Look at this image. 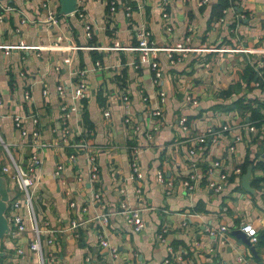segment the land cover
Returning <instances> with one entry per match:
<instances>
[{
	"label": "crops",
	"instance_id": "1",
	"mask_svg": "<svg viewBox=\"0 0 264 264\" xmlns=\"http://www.w3.org/2000/svg\"><path fill=\"white\" fill-rule=\"evenodd\" d=\"M110 1L76 0L75 11L63 15L57 0H0L1 6L12 8L0 21V44L21 41L41 47L7 54L0 50V174L11 193L5 216L9 231L15 212L25 226L17 236L8 232L1 238L0 264H38L28 246L32 234L24 208L11 207L21 195L1 168L10 167L8 155L25 165L39 143L43 145L35 148L39 164L30 187L31 203L37 225L55 230L50 245L44 240L47 234L41 239L44 264H108L111 259L98 244L99 234L117 248L115 264H174L173 255L180 256V264H264V245L251 242L252 253L232 234L249 226L256 238L264 235V123L255 128L249 113L241 116L221 108L238 98L264 101V89L254 86L259 70H264V0H234L223 8L221 21L212 16L218 0L201 5L199 0H112L115 8L109 11ZM125 4L131 6L129 16H125ZM21 13L26 22L20 23ZM48 14L56 16V22L45 21ZM139 27H146L158 46L183 44L188 36L185 45L191 48L236 50L173 53L172 63L158 52L159 87L164 92V101L159 103L152 73L138 62L136 52L102 49L114 43L136 44ZM250 67L257 75H250ZM78 70L84 71L87 90L82 99L71 93ZM59 85L63 88L60 95ZM228 89L229 95L221 94ZM122 94L127 96L130 119L126 125ZM61 105L74 107L65 139ZM154 109L160 116L152 115ZM259 113L264 116V108ZM14 116L21 119L24 137L13 126ZM180 117L186 119L184 130L178 124ZM32 131L36 138L31 137ZM203 134L202 150L190 155L194 138ZM73 139H84L95 155L96 200L91 197L84 152L68 146ZM133 143L140 147V178L129 168L128 148ZM229 145L232 150L227 149ZM71 151L76 152L74 159L69 158ZM245 158L253 166L251 193L241 189V173L234 172ZM212 160H219L217 171L227 174L218 194L205 185L217 173L205 175ZM55 165H61L56 176ZM158 170L172 181L170 187L157 182ZM191 172L196 180L187 191L179 180ZM120 203L141 209L144 225L140 231L132 230L116 213ZM102 213L108 216L100 228L97 216ZM72 220L79 222L77 236L67 229ZM220 225L225 226L222 233ZM161 228L165 229L162 240L157 238ZM48 250L54 256L52 263L46 259Z\"/></svg>",
	"mask_w": 264,
	"mask_h": 264
},
{
	"label": "built area",
	"instance_id": "2",
	"mask_svg": "<svg viewBox=\"0 0 264 264\" xmlns=\"http://www.w3.org/2000/svg\"><path fill=\"white\" fill-rule=\"evenodd\" d=\"M207 0H199L198 4H204L206 3ZM115 8V3L114 1L109 2V11H113ZM9 10H12L11 7H6V6H1L0 5V21L3 18L4 12H7ZM124 10H125V16H129V13L131 11V6L128 4L124 5ZM222 14L225 13V9L222 10ZM82 14L79 12L78 16H81ZM163 18L166 17L165 13H162L161 15ZM219 21L222 20V16L218 18ZM27 19L25 16L21 13L20 15V23L26 22ZM45 21L48 22H56V16L53 14H48L47 18ZM187 32L191 31V28L188 27L186 29ZM85 36L89 37V30L88 26H85ZM183 41V44H177L174 46H158L154 44L153 41L150 39V31L146 27H139L136 32V44L131 45V46H121L118 43H114L112 46L109 47H103L102 49H121V50H128V51H134L137 53L138 56V62L140 63H145L148 68L150 69L152 75H151V83L153 86L156 88V94L158 96V101L159 103H162L164 101V92L160 89V76L161 72L157 64V53L162 52L166 55L168 58L169 63H172V54L173 53H183V52H189V51H229V50H236V49H219V48H203V47H197V48H191L187 45H185V42L189 40L188 36H185ZM53 47V46H52ZM58 47V46H54ZM75 48V47H73ZM85 48H99V47H94V46H87ZM41 47L38 45H27L24 44L21 41H18L15 44H9V43H2L0 44V50H3L5 54H7L11 50H35L38 51L40 50ZM243 52L247 53L249 50L247 49H241ZM64 62H67L68 59L65 58L63 59ZM76 74V79L75 83L71 87V93L74 95L75 98L77 99H82L87 95V90H86V84L85 81L83 80L84 76V71L83 70H78L74 72ZM254 86L260 87L264 89V74H259V79L254 82ZM57 94H62L63 88L59 85L56 87ZM25 97L27 95L25 94ZM121 101L122 105L125 109L124 111V117L122 119V122L124 125L128 124L130 122L128 113H127V96L122 94L121 96ZM188 101L191 103H195L194 100L190 99L189 97L186 98ZM74 110L73 106H69L68 108L65 105H61L59 107L60 111V124H61V135L63 138H67V136L70 134V131L67 126V120L70 116V112ZM107 112H103V116H107ZM153 116H160V111L158 109H154L152 111ZM13 121V126L19 131V134L21 137H24L26 135V131L22 126L21 119L18 116H14L12 118ZM186 119L184 117H180L178 120V124L182 130L186 129V124H185ZM225 129V127H222ZM133 129L136 130L137 127L133 126ZM248 130H253L252 126H248ZM31 137L37 136V133L35 131H32L30 133ZM206 135H199L196 136L194 139V145L190 148H188V153L190 155L200 152L203 148V144L205 141ZM214 140V138H213ZM43 143H39L35 146V148L42 147ZM71 147L74 151L80 150L83 151L86 157V165H87V179L88 182L91 186L92 189V199L96 200L98 199V193L96 192L94 188V183L97 182L98 180V167L95 162V155L94 153L89 150L90 148L87 143L85 142L84 139H73L70 140V143L68 145ZM33 149L30 155L28 156V160L25 165L20 166L19 164L15 163V161L12 159L10 155V167L9 166H2L1 171L8 173L9 175V180L10 182L13 183V186L17 190V192L21 195V200L18 201L17 199L15 201H12L11 207L13 210H17L20 206L24 208V211L26 213V218L29 222V230L32 234V240L29 242L28 246L31 250H33L36 255H37V260L38 264H44V258L41 253V239L43 238L44 235L47 234V236L44 238L46 244H51L53 241V235L55 230H51L47 228V226H43L42 228L37 225L33 208H32V203H31V196H30V187L33 184L34 177L33 173L37 165L39 164V158L36 154L37 150ZM88 149V150H87ZM227 149L232 150L233 147L231 145L227 146ZM140 147L136 144H130L128 148V162H129V168L131 171V174L135 178H140L141 173L139 171V165H138V154H139ZM71 151L69 158L74 159L76 152L72 153ZM220 161L219 160H212L211 162L208 163L206 169H205V175L209 176L213 172H216L217 169L220 167ZM61 169V165H55L53 174L56 176L58 174V171ZM236 174H240L239 168H236L234 171ZM227 174L223 171H217L215 178L207 179L205 182V185L207 188H209L211 191H213L215 194H218L221 192L222 188L224 187V184L227 179ZM155 178L157 182L165 185L166 187H170L172 185V181L166 180L163 178L162 173L158 170L155 172ZM196 180V175L194 173H189L185 177H183L181 180H179L180 186L187 191H191L194 188V181ZM138 192V190L136 189ZM69 205H73L72 202H69ZM118 210L116 213L120 215L123 220L128 224L132 230L134 231H140L143 228V220L141 218V209L140 208H135V207H129L124 203H120L118 206ZM107 213H102L97 216L98 218V223L100 228H102L107 220ZM11 223H12V229H10L9 234L12 237H15L19 235L21 232L25 230V226L22 220V216L19 213H13L12 218H11ZM79 222L72 220L68 223L67 229L70 230L74 236H77L76 228L78 227ZM242 231L246 234V236L249 238L250 242L254 243L255 242V231L251 229L249 226H243ZM218 231L220 233L225 231V226L220 225L218 227ZM165 232L164 228H161L159 232L157 233V238L160 240L163 239V233ZM211 234H213L212 231H210ZM98 238V244L101 248H104L107 253L109 254V257L111 261L108 264H115L114 260L117 255V248L113 245H111L102 234H99L97 236ZM17 253H21L20 249L16 250ZM53 254L51 250H48L46 253V259L48 263H52L53 261ZM173 258L175 259L174 264H180V256L179 255H173ZM238 261H242V259L239 257L237 258ZM87 261V258L84 259V262ZM167 260H165L166 262Z\"/></svg>",
	"mask_w": 264,
	"mask_h": 264
},
{
	"label": "water",
	"instance_id": "3",
	"mask_svg": "<svg viewBox=\"0 0 264 264\" xmlns=\"http://www.w3.org/2000/svg\"><path fill=\"white\" fill-rule=\"evenodd\" d=\"M58 2V12L63 15H67L72 13L76 9V0H57ZM251 163H249L244 172L240 175V187L244 192L251 193L253 192L250 187V181L252 177L251 173ZM11 197V193L8 188L5 186V182L0 174V240L3 236L8 234L10 225L8 224L7 218L5 216V210L7 208V202ZM232 234L239 239L243 244L249 247V250L253 253V245L251 244L248 237L244 235L238 229L232 231ZM2 256V252L0 251V257Z\"/></svg>",
	"mask_w": 264,
	"mask_h": 264
},
{
	"label": "trees",
	"instance_id": "4",
	"mask_svg": "<svg viewBox=\"0 0 264 264\" xmlns=\"http://www.w3.org/2000/svg\"><path fill=\"white\" fill-rule=\"evenodd\" d=\"M232 1L234 0H218L216 2L215 5H213V9H212V16L214 17V19H217L221 16V10L226 7L227 5H229ZM250 69V75L252 74L257 75V71H255L253 68H249ZM260 74H264V70H259ZM252 77V76H251ZM253 78V77H252ZM256 81L259 79V76L255 77ZM263 89V88H262ZM230 89L223 91V93L221 92L222 95L227 96L230 94ZM218 107V106H216ZM223 110H232L234 112L239 113L241 116H245L246 113L248 114V118L250 120H254L253 122V126L255 128H260V126L263 125L264 123V116L262 114L259 113V109L260 108H264V101L260 102V103H255L253 101H248L245 99H241L238 98L236 99L234 102H232L231 104L227 105V106H222L221 107ZM84 120V119H83ZM84 125L88 127V123L86 122V120H84ZM250 163L249 160H247V158L244 159L243 163L240 165L239 170L240 173L242 174L246 168V166ZM258 165V164H256ZM253 167V166H252ZM232 178V176L230 177ZM255 242L259 245H264V235H262L259 238H256L255 236ZM255 243V244H256Z\"/></svg>",
	"mask_w": 264,
	"mask_h": 264
}]
</instances>
